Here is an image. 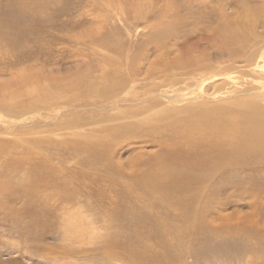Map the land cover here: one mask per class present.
I'll return each mask as SVG.
<instances>
[{
	"label": "rangeland",
	"instance_id": "rangeland-1",
	"mask_svg": "<svg viewBox=\"0 0 264 264\" xmlns=\"http://www.w3.org/2000/svg\"><path fill=\"white\" fill-rule=\"evenodd\" d=\"M263 2L0 0V264H264V154L245 155L242 164L220 169L202 187L195 181L197 172L191 171L195 180L182 176L179 157L192 164L193 150L189 144L178 147L175 132L183 126L194 129L197 118L188 106L204 102L215 118L224 106L233 125L246 128L238 114L243 103L264 96V59L257 44L264 38L259 36L264 33ZM246 18L257 21V28L248 30ZM221 20L245 27V46L230 38L221 50L204 44L211 59L204 73L213 76L184 80L188 70H183L181 48L201 37L187 40L184 30L215 29ZM170 24L172 34L164 33L159 43L151 40ZM27 67L31 72H25ZM154 68L163 70L159 84L178 81L173 89L165 87L176 100L153 98L158 93L151 95L152 82L145 77ZM132 78L137 80L131 83ZM129 83L147 98L143 106L120 101L132 94L126 95ZM93 88L114 95L116 109L104 110L96 102L84 110L82 97L92 95ZM153 99L160 104L144 111ZM171 109L175 112L163 118L155 115ZM92 110L105 113L93 111V121ZM54 125L63 129L53 133ZM194 131L190 136L197 139ZM238 136L232 133L225 140L237 148ZM28 185L35 195L17 193Z\"/></svg>",
	"mask_w": 264,
	"mask_h": 264
},
{
	"label": "bare ground",
	"instance_id": "bare-ground-1",
	"mask_svg": "<svg viewBox=\"0 0 264 264\" xmlns=\"http://www.w3.org/2000/svg\"><path fill=\"white\" fill-rule=\"evenodd\" d=\"M246 2V1H245ZM251 2V1H250ZM250 2H249V4H250ZM258 2V1H257ZM259 3V2H258ZM264 3V2H263ZM11 5V4H10ZM119 5H120V3H119ZM32 6V5H31ZM245 8V7H244ZM255 8V7H254ZM248 9H250V8H248ZM243 13V12H242ZM241 13V14H242ZM255 13V12H254ZM248 14V13H247ZM240 15V14H239ZM250 15V14H249ZM254 15V14H253ZM263 15V14H262ZM261 15V16H262ZM241 16V15H240ZM239 16V17H240ZM244 16V15H243ZM246 16H248V15H246ZM143 17V16H142ZM245 17V16H244ZM251 17V16H250ZM254 17V16H253ZM220 19V18H219ZM264 19V18H263ZM242 20V19H241ZM246 20H247V18H246ZM248 21V20H247ZM22 24V23H21ZM218 24V26L215 28V29H210V28H208V27H205V28H202V29H199V32L198 33H193V34H189L188 32H186V30H184V35L182 36V37H186V39L187 40H189V39H193V38H195V37H198L199 35H201V37L198 39V41L199 42H194V43H192V44H190V45H187V47L185 46V47H180L181 48V50L184 52V60L183 59H181V60H183V61H186V63L184 64L185 66L183 67V70H188L187 72H185L184 73V75H185V78H184V80H189V78H191L190 76L191 75H194V77H195V80H204V79H210L213 75H207V76H205V73L204 72H207V71H209V68L211 67V65H210V63H209V60H211L210 59V56H208L209 54L207 53L208 51H206L205 52V49H206V47H215V48H218L219 50H221V48H222V46L225 44V39H227V38H230L231 40L232 39H234L233 41H238V43H241L242 45H244V40H245V36L247 35V32L246 31H244V29H245V27H243L241 24H239L240 25V27H237V28H233V25L231 24V23H229L228 22V20L227 21H224L223 22V20H221L220 21V23L218 22L217 23ZM234 24V23H233ZM242 24H244L243 22H242ZM247 24H248V30L250 29V30H252L253 28H257V21H255V20H253V21H251L250 20V23H249V21H248V23L246 22V25L245 26H247ZM4 27V26H3ZM8 28V27H7ZM256 30V29H255ZM191 31V33L192 32H196V31H193V30H190ZM156 32V31H155ZM253 32V31H252ZM164 33H169V34H172V32H171V24L168 26V27H166L165 28V30H164V32L162 33H158V34H153V37H152V41H155V42H157V43H159V42H161L162 40H163V38H164ZM256 33V32H255ZM254 33V34H255ZM259 33V32H258ZM257 35V34H256ZM260 37L261 36H264V33H262V35H259ZM3 37V36H2ZM8 37V36H7ZM181 37V36H180ZM191 41V40H190ZM232 41V42H233ZM183 42H184V40H183ZM13 44V43H12ZM204 44L205 45H207L206 47L204 46ZM247 44V43H246ZM257 44L259 45V44H261L260 45V50H261V54H260V57H262L263 59H264V38H262L261 37V39H259L258 38V40H257ZM14 45V44H13ZM180 46V45H179ZM245 46V45H244ZM200 49H203V50H200ZM219 50H217V51H219ZM29 51V50H28ZM191 51H195V52H201V54H200V56L198 55V54H193ZM35 52V51H34ZM220 52V51H219ZM84 53V52H83ZM211 54V53H210ZM235 54V53H234ZM29 55V54H28ZM220 55V54H219ZM222 55V54H221ZM180 56H182V55H180ZM29 57V56H28ZM106 57V56H105ZM110 57V56H109ZM177 59V58H176ZM223 59V58H222ZM107 60V59H106ZM112 60V59H111ZM251 60H253V58L251 57ZM105 61V60H104ZM177 61V60H176ZM32 62V61H31ZM110 62V61H109ZM26 63V62H25ZM112 64V63H111ZM183 64V63H182ZM100 65V64H99ZM25 66V65H24ZM88 67V66H87ZM227 67V66H226ZM27 68H30V67H27ZM221 68V67H220ZM31 69L32 68H30V69H28V70H26V69H24L25 70V72L26 73H29V72H31ZM106 69V68H105ZM157 68H154V70L153 71H151L148 75H149V77L146 75V77L145 78H147V79H145V80H148V81H150V82H152V84L150 85V87H151V89H150V91L152 92L151 93V95H156V93H158L156 96H154L153 98H156V97H159L160 95H164V97H166V99L168 98V99H173V100H176V93L174 94V95H169L168 94V90L165 88V87H167V86H169L171 89H173V88H175V84L178 82V81H171L169 84H159L160 82H157V79H160L161 77H163L162 75H160V73L159 72H163V70H161V69H158V70H156ZM225 68H223V70H224ZM23 70V69H22ZM22 70H19V71H21V73H22ZM218 70V69H217ZM19 71H18V74H19ZM33 71V70H32ZM88 71V70H87ZM220 71H222V70H220ZM104 72V71H103ZM179 72V71H178ZM211 72H213V71H211ZM217 72V71H216ZM225 72V71H224ZM25 73V74H26ZM85 73V72H84ZM89 73H91V72H88V74ZM200 73V74H199ZM204 73V74H203ZM213 73H215V72H213ZM219 73V72H218ZM36 74V73H35ZM75 74H77V73H75ZM83 74V73H82ZM93 74V73H92ZM197 74H199V75H197ZM220 74H222L221 72H220ZM21 75V74H20ZM27 75V74H26ZM218 75V74H217ZM33 76H35V75H33ZM87 76V75H86ZM91 76H94V74L93 75H91ZM97 76L98 75H96V78H97ZM103 76H105V75H103ZM205 76V77H204ZM12 77H14V76H12ZM25 77V76H24ZM88 77H89V75H88ZM101 77V76H100ZM16 78V77H15ZM26 78V77H25ZM35 78V77H34ZM38 78V77H37ZM40 78H42V77H40ZM44 78H45V75H44ZM215 78V77H214ZM17 79V78H16ZM16 79H14V80H16ZM21 79H23V78H21ZM36 79V78H35ZM84 79V78H83ZM102 79V78H101ZM105 78H103V80H104ZM213 79V78H212ZM34 80V79H33ZM114 80V79H113ZM115 80H117V79H115ZM114 80V81H115ZM137 80V78H132V79H130L129 81L132 83L133 81H136ZM160 80H162V79H160ZM183 80V81H184ZM194 80V79H193ZM26 82H27V80H25ZM56 81V80H55ZM83 81H85V80H83ZM91 81V80H90ZM143 82H144V79L142 80ZM183 81H180V83H186V81L185 82H183ZM197 81H196V83H197ZM17 82V81H16ZM26 82H23V83H26ZM44 82H45V80H44ZM86 82V81H85ZM94 82V81H93ZM96 82V81H95ZM94 82V83H95ZM22 83V82H21ZM20 83V84H21ZM29 83V82H28ZM30 83L31 84H29V85H32V83L33 82H31L30 81ZM36 83V82H35ZM92 83V82H91ZM97 83H99V82H97ZM107 83V82H106ZM112 82H110L109 83V85L111 86L112 84H111ZM115 84H116V86H115V84H114V86L115 87H117V81L116 82H114ZM131 83H129L128 84V87H130L131 88V92L130 91H127L126 92V95L127 94H130V93H132L131 95H130V97H127L126 98V96H125V98L124 99H120V101H125L126 103L127 102H130V103H136V104H143V103H145L146 101H147V98H142V96L143 95H137L136 93H138L137 92V90H136V88L137 87H135L134 85H132ZM163 83V82H162ZM12 84V83H11ZM10 84V85H11ZM19 84V83H18ZM34 84V83H33ZM67 84V83H66ZM71 84V83H70ZM81 84V83H80ZM88 84H89V82H88ZM119 84H123V82H120ZM205 84V83H204ZM204 84H203V86H204ZM208 84V83H207ZM34 85H36V84H34ZM85 85H86V83H85ZM94 85V84H93ZM100 85V84H99ZM99 85H97V86H99ZM101 85H102V83H101ZM101 85L99 86V87H101ZM109 85H106V89H107V86H108V88L110 87ZM123 85H125V84H123ZM127 85V84H126ZM201 85V84H200ZM19 86H21V85H19ZM26 86V85H25ZM39 86H40V84H39ZM88 86H90V84L88 85ZM88 86H86L87 88H88ZM92 86V85H91ZM91 86H90V88H91ZM95 86V85H94ZM183 86V85H182ZM186 86H190L188 83H186ZM185 86V87H186ZM206 86V85H205ZM213 86V85H212ZM36 87H37V85H36ZM83 87H84V83H83ZM96 87V86H95ZM99 87H97L98 89H99ZM114 87V88H115ZM192 87H193V85H192ZM21 88V87H20ZM33 88H35V87H33ZM33 88H31L32 90H33ZM69 88V87H68ZM79 88V87H78ZM85 88V87H84ZM96 88V89H97ZM102 88H103V86H102ZM111 88H112V86H111ZM202 88V87H201ZM207 88H209V86L207 87ZM213 88H214V86H213ZM216 88V87H215ZM218 88V87H217ZM216 88V89H217ZM6 89V88H5ZM21 89H24V86H23V88H21ZM36 90H37V88H35ZM77 89V88H76ZM75 89V90H76ZM96 89H92L93 91L94 90H96ZM97 89V90H98ZM220 89H222L221 87H220ZM27 90V89H26ZM29 90V89H28ZM27 90V91H28ZM38 90H40V89H38ZM82 90V89H81ZM90 90V89H89ZM94 91V93H92V95H88V94H86V96L85 95H83V97L82 98H84V103H81V105H82V108L85 110V109H87L89 106L91 107H93V106H96V105H98V103H96V102H99V104H101V105H99V107L101 108L102 106H103V108H104V110L105 109H109L110 107V109H113V108H115V107H117V106H114V103H113V101L115 100H111V97H113L114 95H112V94H108V95H110V98H109V96L107 95V94H105V93H101L102 91L104 92L105 91V89L104 90H102V91H100L101 90V88H100V90L99 91ZM111 90V89H110ZM114 89H112V92H114V93H116V90H114ZM139 90V89H138ZM183 90V89H182ZM194 90V89H193ZM192 90V91H193ZM4 91V90H3ZM24 91V90H23ZM108 91V90H107ZM174 91L176 92V89H174ZM217 91V90H216ZM19 92V91H18ZM25 92V91H24ZM24 92H22V93H24ZM29 92H30V90H29ZM34 92V91H33ZM88 92V91H87ZM90 92H92L91 90H90ZM111 92V91H110ZM19 93H21V92H19ZM25 93H27L28 94V92H25ZM32 93V92H31ZM35 93H38V91L37 92H35ZM43 93V92H42ZM194 93V92H193ZM196 93V92H195ZM30 94V93H29ZM28 94V95H29ZM34 94V93H33ZM77 94V93H76ZM91 94V93H90ZM118 94V93H117ZM173 94V93H172ZM39 95V94H38ZM79 95V94H78ZM112 95V96H111ZM189 95H190V93H189ZM27 96V95H26ZM35 96H37V95H35ZM179 96V95H178ZM28 97V96H27ZM32 98H33V95L31 96ZM31 97H30V99H31ZM91 97H94V98H97L96 100H94V99H91ZM199 97V96H198ZM256 97H257V99L259 100V102H245V103H243V105L242 106H244L245 108H246V110H243V108H242V110L241 111H239V115H240V117H242L243 118V123L246 125V128H240V129H238L236 126H234L233 125V123L232 122H234L233 121V117H229L230 115H231V112H226L225 113V111H228L227 109H226V107H224L223 106V108H219L218 109V107H217V109L219 110L218 111V114H219V116L217 117V118H215L214 116H213V114L211 113V110L208 108V107H206L205 106V102L204 103H201V104H199V105H195V106H191V108H190V106H188L189 108H188V110L190 111L189 113L192 115H195V118H197L196 120L194 119V123H192V125L194 126V129L195 130H197L198 131V138L196 139V137H195V139H193L194 137H192V136H190L191 134H194L195 133V131L194 132H192V133H190V131L191 130H194L193 128H186L185 126H183L182 127V129L181 130H178V128H180V127H176L177 128V130L175 131L176 132V134H179V136H180V138H178V147H181V145H179V144H184V145H187V144H189L190 146H191V150H193V151H191V155H190V157L191 158H193V163L191 164V163H189L188 164V162L184 159H182L181 157H179V163H180V168H183V172H182V176L184 177V178H186V179H194L193 178V174L191 173V171H195V172H197V174L195 175V178H196V182H198L197 184H199L200 186H205L206 185V183H207V181H208V179H210V177L212 176V175H214L215 173H217V171H219L220 169H222L223 170V168H224V170H228V169H225L226 167H228V168H230V167H232L233 165H238V164H242L243 163V158L245 157V155H247V154H249V153H252V152H254L253 154H255V152L257 153V155H256V157H261V156H263V154H264V106L260 103L261 101V99H264V96H261V95H256ZM26 98V97H25ZM35 98V97H34ZM44 98V97H43ZM59 98V97H58ZM78 98V97H77ZM114 98H116V97H114ZM120 98V97H119ZM181 98V97H180ZM179 97L177 98V99H180ZM36 99H39V97L38 98H36ZM117 99H118V97H117ZM149 99V98H148ZM183 99V98H182ZM55 100V99H54ZM64 100V99H63ZM67 100V99H66ZM80 100V99H79ZM110 100L112 101V102H110ZM185 100V99H184ZM39 101H42V100H40L39 99ZM44 101V100H43ZM42 101V102H43ZM57 101H59V100H57ZM78 101V100H77ZM83 101V100H82ZM107 101V102H106ZM117 101V100H116ZM122 101V102H123ZM166 101V100H165ZM31 102V101H30ZM34 102V101H33ZM38 102V101H37ZM55 102V101H54ZM183 102V101H182ZM20 103V102H19ZM38 103H40V102H38ZM37 103V104H38ZM45 103H46V101H45ZM49 103V102H48ZM104 103V105H102ZM106 103V104H105ZM188 103V102H187ZM47 104V103H46ZM45 104V105H46ZM57 104V103H56ZM71 104V103H70ZM115 104H116V102H115ZM119 104V103H118ZM160 103L158 102V100L157 99H153V101H149V104H148V106L144 109V111H150V110H152L153 108H155V107H157L158 105H159ZM189 104V103H188ZM187 104V105H188ZM18 105H20V104H18ZM40 105H42V103H40ZM55 105V104H54ZM57 105H59V104H57ZM117 105V104H116ZM140 105V106H141ZM185 105V104H184ZM193 105V104H192ZM38 106V105H37ZM36 106V108H38ZM44 106V105H43ZM51 106V105H50ZM143 106V105H142ZM5 107H6V105H5ZM33 107V106H32ZM34 107H35V104H34ZM53 107V106H52ZM91 107V108H92ZM145 107V106H144ZM167 107V106H166ZM174 107V106H173ZM241 107V106H240ZM26 108V107H25ZM44 108V107H43ZM229 108V107H228ZM3 109V108H2ZM39 109V108H38ZM56 109V108H55ZM93 109H95V108H93ZM109 109V110H110ZM116 109V108H115ZM118 109V108H117ZM135 109V108H134ZM170 109V108H169ZM15 110V109H14ZM53 110V109H52ZM101 110V109H100ZM108 110V111H109ZM175 110V109H174ZM181 110L183 111V112H185L186 113V111H185V109L184 108H181ZM33 111V110H32ZM35 111V110H34ZM44 111V110H43ZM50 111H51V108H50ZM96 112L95 110H92V112ZM120 111V110H119ZM137 111V110H136ZM229 111H230V109H229ZM231 111H233L232 109H231ZM37 112V111H36ZM40 112H42V111H40ZM94 112L93 113H90V114H92V117H93V114H94ZM99 112H101V111H99ZM98 111L96 112V113H99ZM104 112V111H103ZM138 112V111H137ZM173 112H175V111H173L172 109L171 110H168V111H165V110H161V111H156L155 112V115L157 116H159V117H161V118H163V116H164V114H166V116H167V114L169 115V114H172ZM234 112V111H233ZM29 113V112H28ZM102 113V112H101ZM105 113V112H104ZM104 113H102V114H104ZM109 113V112H108ZM119 112H117V114H118ZM43 114H45V113H43ZM48 114V113H47ZM83 114V113H82ZM107 114V113H106ZM115 114V113H114ZM120 114V113H119ZM118 114V115H119ZM135 114V116H138L139 114H137V113H134ZM78 115V114H77ZM99 116H101L100 114H98ZM97 115V116H98ZM109 115V114H108ZM121 115V114H120ZM20 116V115H19ZM96 116V115H95ZM175 116H177V115H175ZM43 118H44V116H42ZM74 117H76V116H74ZM78 117H79V115H78ZM82 117V116H81ZM80 117V118H81ZM102 117V116H101ZM100 117V118H101ZM105 117H107V115L105 116L104 115V118ZM122 117V116H121ZM125 117V116H124ZM172 117H174L173 115H172ZM239 117V118H240ZM33 118H34V116H33ZM46 118H48V117H46ZM45 118V119H46ZM50 118V117H49ZM48 118V119H49ZM88 118V117H87ZM99 118V119H100ZM108 118V117H107ZM123 118V117H122ZM127 118V117H126ZM165 118V117H164ZM167 118V117H166ZM169 118V117H168ZM66 119H67V117H66ZM93 119V121H96V119L93 117L92 118ZM109 119V118H108ZM121 119V118H120ZM170 119V118H169ZM173 119V118H172ZM175 119V118H174ZM241 119V118H240ZM239 119V120H240ZM36 120V119H35ZM39 120H40V118H39ZM38 120V121H39ZM73 120V119H72ZM76 120H77V118H76ZM82 120V119H81ZM177 120V119H176ZM34 121V120H33ZM37 121V120H36ZM64 121H66L65 119H64ZM80 121V120H79ZM103 121V120H102ZM110 121V120H109ZM173 121V120H172ZM40 123H43V121H39ZM60 122V121H59ZM58 122V123H59ZM97 122H99V121H97ZM119 122V121H118ZM192 122H193V120H192ZM65 123V122H64ZM94 123V122H93ZM96 123V122H95ZM124 122H122V124H123ZM186 123V122H185ZM188 123V122H187ZM26 124V123H25ZM37 124H39L38 122H37ZM45 124V123H44ZM107 124V123H106ZM133 124V123H132ZM168 124V123H167ZM173 124V123H172ZM206 124V125H205ZM234 124H235V122H234ZM20 125V124H19ZM62 125V124H61ZM61 125H54L53 126V128H51V129H53V133H55L56 131H60L61 129H63V127H60ZM76 125H78V124H76ZM85 125H86V123H85ZM91 125V124H90ZM98 125V124H97ZM100 125H102V124H100ZM126 125V124H125ZM174 125V124H173ZM189 125V124H188ZM17 125H15V127H16ZM32 126H34V128L36 127L35 125H32L31 124V127ZM43 126V125H42ZM87 126V125H86ZM94 126V125H93ZM105 126V125H104ZM175 126H177V124L175 125ZM180 126V125H179ZM14 127V126H13ZM14 127V128H15ZM21 127H23V126H21ZM73 127H74V125H73ZM83 127V126H82ZM132 127H133V125H132ZM8 128V127H7ZM11 128V127H10ZM30 128V127H29ZM43 128V127H42ZM79 128V127H78ZM77 128V129H78ZM113 128H115V127H113ZM169 128V127H168ZM173 128V127H172ZM82 129V128H81ZM124 129V128H123ZM64 130H65V128H64ZM80 130V129H79ZM92 130V129H91ZM98 130V129H97ZM100 130V129H99ZM111 130H114V129H111ZM115 130H116V128H115ZM114 130V131H115ZM117 130H118V128H117ZM126 130V129H125ZM165 130H166V128H165ZM175 130V129H174ZM49 131H50V128H49ZM102 131V130H101ZM104 131H106V130H104ZM173 131V130H172ZM177 131H178V133H177ZM12 132V131H11ZM45 132V131H44ZM63 132V131H62ZM66 132V131H65ZM70 132V131H69ZM123 132H125V131H123ZM174 132V131H173ZM28 133V132H27ZM48 133H50V132H48ZM80 133V132H79ZM121 133H122V130H121ZM126 133V132H125ZM203 133H205V136H203ZM232 133H235V135L236 134H238L239 136L237 137V140H238V143H239V146L237 147V148H235L236 146H234V145H236V143H234V144H232V143H230V142H228L229 140H231V139H228V141H226L225 140V138H227V137H229ZM17 134V133H16ZM65 134V133H64ZM69 134V133H68ZM85 134V133H84ZM173 134V133H172ZM20 135V134H19ZM65 135H67V134H65ZM78 135V134H77ZM174 135V134H173ZM126 136V135H125ZM178 136V135H177ZM25 137V136H24ZM175 137V136H174ZM79 138H81V137H79ZM176 138V137H175ZM232 138V137H231ZM91 138H89L88 140H90ZM86 140V139H85ZM174 140H176V139H174ZM232 140H233V138H232ZM234 140H235V136H234ZM236 140V141H237ZM8 142V141H7ZM82 142L84 143V141L82 140ZM3 143V142H2ZM73 143V142H72ZM118 143V142H117ZM165 143V142H164ZM79 144V143H78ZM174 144H176V143H174ZM2 145H4V144H2ZM1 145V146H2ZM92 145V144H91ZM166 145V144H165ZM89 146V145H88ZM93 146V145H92ZM91 146V147H92ZM98 146V145H97ZM112 146V144L110 145V148L112 149V148H114V147H111ZM114 146V145H113ZM81 147V146H80ZM168 147H170V146H168ZM173 147H175V146H173ZM89 148V147H88ZM93 148H96V147H92L91 149L93 150ZM110 148H106V149H110ZM188 148H190V147H188ZM1 149H2V147H1ZM0 149V150H1ZM90 149V150H91ZM32 151V150H31ZM110 151V150H109ZM174 152H175V150H174ZM177 152V151H176ZM180 152V151H179ZM103 153H106V151L105 152H103ZM170 153V152H169ZM184 153V152H183ZM111 154V153H110ZM179 154V153H178ZM100 156H102V155H100ZM104 156H105V154H104ZM120 156V155H119ZM181 156V155H180ZM98 157V156H97ZM167 157V156H166ZM189 156H187L186 157V159L188 158ZM110 159H112V161H113V158L111 157V155H110V158H109V160ZM164 159V158H163ZM168 159V158H167ZM157 160V159H156ZM162 160V159H161ZM160 160V161H161ZM165 160V159H164ZM171 160V158L169 159V161ZM247 160V159H246ZM160 161H158V163L160 162ZM163 161V160H162ZM165 162H167L166 160H165ZM113 163V162H112ZM155 163V162H154ZM175 163V161H170V164H174ZM115 164H113V166H114ZM166 165H168V164H166ZM105 166V165H104ZM112 166V165H111ZM112 166V167H113ZM159 166V165H158ZM162 166H165V165H163V163L161 164V166L160 167H162ZM171 166V165H170ZM122 167V166H121ZM124 167V166H123ZM117 168L118 167H116V170H117ZM157 168V167H156ZM164 168H166V166L164 167ZM163 168V169H164ZM169 168V167H168ZM235 168V167H234ZM119 169H120V167H119ZM118 169V170H119ZM158 169V168H157ZM232 169V168H231ZM114 170H115V168H114ZM154 170H155V168H154ZM160 170V171H159ZM223 170V171H224ZM158 171L159 172H162L161 171V169H158ZM165 171V170H164ZM222 171V172H223ZM115 172H118V171H115ZM120 172H122L123 173V171H120ZM145 172V171H144ZM221 172V173H222ZM225 172V171H224ZM113 173V172H112ZM121 174V173H120ZM157 174H158V172H157ZM111 175V174H110ZM114 175V174H113ZM223 175V174H222ZM112 176V175H111ZM158 176H160V173L158 174ZM207 176V177H206ZM217 176V175H216ZM106 177V176H105ZM176 177V176H175ZM109 178V177H108ZM108 178L106 179V180H108ZM112 178H114V176L112 177ZM112 178H109V179H112ZM206 178H208L207 179V181H205V179ZM104 179V178H103ZM113 180V179H112ZM111 180V181H112ZM193 180V181H194ZM34 181H35V179H34ZM110 181V182H111ZM194 181V182H195ZM228 181V180H227ZM36 182H38V181H36ZM39 182H40V180H39ZM44 182V181H43ZM109 182V183H110ZM222 182V181H221ZM229 182V181H228ZM33 183H35V182H33ZM112 183V182H111ZM157 183V182H156ZM155 183V184H156ZM42 184H45V182L44 183H42ZM151 184H153L154 185V180L151 182ZM151 184H150V187H151ZM39 185V184H38ZM112 185V184H111ZM235 185V184H234ZM9 186V185H8ZM29 186V185H28ZM40 186H42V185H39V187ZM109 186V185H108ZM149 186V185H148ZM157 186H158V184H157ZM156 185H154V187L153 188H155V187H157ZM224 186H226V184L224 185ZM8 188V187H7ZM158 188H160V186L158 187ZM223 188V187H222ZM2 189V188H1ZM4 189H6V187H4ZM36 189V188H35ZM156 189V188H155ZM203 189V188H202ZM160 191V190H159ZM238 191V190H237ZM5 192V191H4ZM12 192V191H11ZM157 192H158V190H157ZM160 192H162V191H160ZM200 192V191H199ZM18 194H20V195H24L25 197H28V196H33V195H35L37 192L35 191V190H33V186H29V187H27V188H25L24 190H21V191H19V192H17ZM198 193V192H197ZM11 194V193H10ZM8 195V194H7ZM189 195V194H188ZM158 196V195H157ZM185 197H187V196H185ZM190 197H191V194H190ZM158 198H160V197H158ZM133 199V198H132ZM194 199V198H193ZM9 200H10V197H9ZM136 200V199H135ZM159 200V199H158ZM157 200V201H158ZM179 200V199H178ZM187 200V199H186ZM191 200V199H190ZM154 201V200H153ZM160 201V200H159ZM180 201V200H179ZM155 202V201H154ZM151 203H152V201H151ZM156 203V202H155ZM154 203V204H155ZM159 203V202H158ZM178 203V202H177ZM186 203V202H185ZM150 204V203H149ZM157 204V203H156ZM152 205V204H151ZM178 205H180L179 203H178ZM193 214V213H192ZM112 217V216H111ZM109 219V218H108ZM73 227V226H72ZM65 230V229H64ZM178 230V229H177ZM66 232H67V230H66ZM70 236H71V234H69ZM68 235V236H69ZM72 237V236H71ZM74 238V237H73ZM70 238H68V240H69ZM71 240V239H70ZM72 241H73V239H72ZM73 244V243H72ZM76 244V243H75ZM91 264V263H90Z\"/></svg>",
	"mask_w": 264,
	"mask_h": 264
}]
</instances>
